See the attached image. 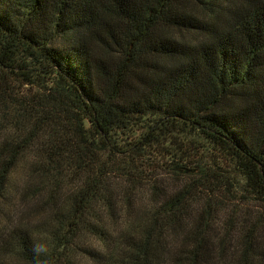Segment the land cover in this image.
I'll list each match as a JSON object with an SVG mask.
<instances>
[{
    "label": "trees",
    "instance_id": "obj_1",
    "mask_svg": "<svg viewBox=\"0 0 264 264\" xmlns=\"http://www.w3.org/2000/svg\"><path fill=\"white\" fill-rule=\"evenodd\" d=\"M0 136V264H264V0H0Z\"/></svg>",
    "mask_w": 264,
    "mask_h": 264
},
{
    "label": "rangeland",
    "instance_id": "obj_2",
    "mask_svg": "<svg viewBox=\"0 0 264 264\" xmlns=\"http://www.w3.org/2000/svg\"><path fill=\"white\" fill-rule=\"evenodd\" d=\"M1 137V136H0ZM22 165H20V168ZM16 177L17 174H16ZM116 183H114L115 186ZM180 182L174 181L167 177V181L163 188L170 192L175 187H180ZM116 187V186H115ZM34 198L30 199L28 204H20L19 210L17 212V217H14L13 220L21 221L33 227V225H38L41 221V216H29L28 211L32 202H34ZM136 205L138 207L146 206L147 201L145 197L135 198ZM6 202H3L5 205ZM196 207H192L191 213L193 217H195L201 209L198 203H195ZM16 202H11V212L17 208ZM196 209V211H195ZM195 211V212H194ZM216 214L214 220L212 221L211 227V236L213 239H222L223 236L229 234V240H227V244L229 246H237L239 245L240 238L242 236V232L246 231L249 227L251 228L253 224L256 222H260L257 224V237H261L264 240V206L256 203H242V202H227L222 200V205L217 207L215 210ZM191 218V217H190ZM231 230V231H230ZM227 233V234H226Z\"/></svg>",
    "mask_w": 264,
    "mask_h": 264
}]
</instances>
